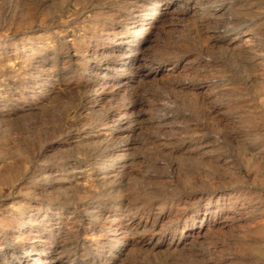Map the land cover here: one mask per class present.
Masks as SVG:
<instances>
[{"label":"rangeland","instance_id":"obj_1","mask_svg":"<svg viewBox=\"0 0 264 264\" xmlns=\"http://www.w3.org/2000/svg\"><path fill=\"white\" fill-rule=\"evenodd\" d=\"M0 264H264V0H0Z\"/></svg>","mask_w":264,"mask_h":264},{"label":"bare ground","instance_id":"obj_2","mask_svg":"<svg viewBox=\"0 0 264 264\" xmlns=\"http://www.w3.org/2000/svg\"><path fill=\"white\" fill-rule=\"evenodd\" d=\"M21 232H22V231H21ZM21 232H20V233H21Z\"/></svg>","mask_w":264,"mask_h":264}]
</instances>
